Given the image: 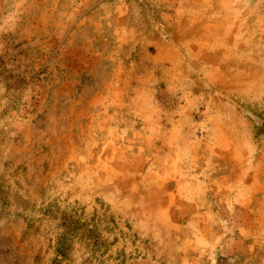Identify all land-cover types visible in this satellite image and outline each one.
<instances>
[{"label": "rangeland", "instance_id": "1", "mask_svg": "<svg viewBox=\"0 0 264 264\" xmlns=\"http://www.w3.org/2000/svg\"><path fill=\"white\" fill-rule=\"evenodd\" d=\"M263 106L264 0H0V264L53 257L22 203L113 229L101 264H264Z\"/></svg>", "mask_w": 264, "mask_h": 264}, {"label": "trees", "instance_id": "2", "mask_svg": "<svg viewBox=\"0 0 264 264\" xmlns=\"http://www.w3.org/2000/svg\"><path fill=\"white\" fill-rule=\"evenodd\" d=\"M245 111L246 118L252 123L253 140L260 142L264 138V106L263 109L247 107ZM6 195L0 182V212L8 207L9 202ZM22 205V210L17 211L16 215L27 222V227L34 228L35 222L48 224L50 227V223H53L54 237L51 240L53 257L50 264L72 263L75 245H79L84 253L88 255L84 260L85 263L101 264L103 262L102 258L115 242L114 240L110 242L108 238L104 237V232L111 233L113 229L106 226L101 230L100 219H96L95 216L85 219L83 213L79 212L78 209L62 210L56 205H48L36 210L29 203H22ZM27 210L38 212L41 217L36 221L30 219L25 213ZM112 219L110 222H113Z\"/></svg>", "mask_w": 264, "mask_h": 264}]
</instances>
